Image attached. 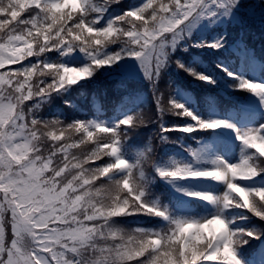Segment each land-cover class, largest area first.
Listing matches in <instances>:
<instances>
[{
	"label": "snow or ice",
	"instance_id": "snow-or-ice-1",
	"mask_svg": "<svg viewBox=\"0 0 264 264\" xmlns=\"http://www.w3.org/2000/svg\"><path fill=\"white\" fill-rule=\"evenodd\" d=\"M244 8L240 0H0V264H249L244 246L264 244V184L246 183L264 180V122L239 127L197 115L176 99L167 72L175 63L214 83L177 49L192 46L201 19L231 14L243 28ZM222 24V33L199 46L220 49L225 59L243 48L264 75V55ZM73 53L86 62L61 60ZM224 70L237 78L235 88L264 103V79ZM140 73L153 111L133 106ZM82 80L77 92L90 101L86 109L63 96ZM57 96L70 107L53 108ZM225 107L247 110L240 100ZM167 113L192 122L166 123ZM220 128L241 142L238 159H225L213 134L187 146L190 160L161 163V145L180 143L168 133ZM189 178L223 189L175 183ZM159 179L175 192L157 191ZM184 196L207 202L211 213L186 211Z\"/></svg>",
	"mask_w": 264,
	"mask_h": 264
},
{
	"label": "rangeland",
	"instance_id": "rangeland-1",
	"mask_svg": "<svg viewBox=\"0 0 264 264\" xmlns=\"http://www.w3.org/2000/svg\"><path fill=\"white\" fill-rule=\"evenodd\" d=\"M73 57H75V54H73V55H68V56H66V62H68V63H73V62H78V63H83V62H86V57H84L83 56V54H80V57H79V59L78 60H76V59H73ZM136 68H137V71L139 72V66H138V64L136 65ZM242 68H243V65H242ZM247 74L249 73V74H254L255 73V69L254 68H248L247 69ZM231 130H233V129H231ZM234 131V130H233ZM219 150H224V152L226 153V154H222V153H220L221 155H223L224 156V158H230V159H232V161H234V160H236V159H238L239 157H237V156H232L230 153H229V151L227 152L225 149H223V146L221 147V149H219ZM226 156V157H225ZM169 161V160H168Z\"/></svg>",
	"mask_w": 264,
	"mask_h": 264
},
{
	"label": "trees",
	"instance_id": "trees-1",
	"mask_svg": "<svg viewBox=\"0 0 264 264\" xmlns=\"http://www.w3.org/2000/svg\"><path fill=\"white\" fill-rule=\"evenodd\" d=\"M153 110V109H152Z\"/></svg>",
	"mask_w": 264,
	"mask_h": 264
}]
</instances>
